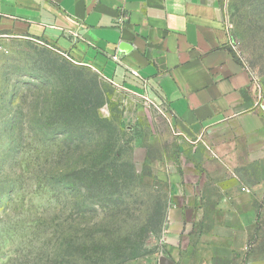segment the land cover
<instances>
[{
  "label": "crops",
  "instance_id": "0c3cea01",
  "mask_svg": "<svg viewBox=\"0 0 264 264\" xmlns=\"http://www.w3.org/2000/svg\"><path fill=\"white\" fill-rule=\"evenodd\" d=\"M223 17L221 0H0V37L46 42L160 98L183 139L158 176L164 247L186 263L264 264V104Z\"/></svg>",
  "mask_w": 264,
  "mask_h": 264
},
{
  "label": "rangeland",
  "instance_id": "374dc122",
  "mask_svg": "<svg viewBox=\"0 0 264 264\" xmlns=\"http://www.w3.org/2000/svg\"><path fill=\"white\" fill-rule=\"evenodd\" d=\"M221 5L231 23L232 49L259 77L264 104V0H221ZM52 53L98 73L37 40L0 37V264H69L66 230L80 222L79 236L86 229L82 221L95 217L81 214L71 196L63 198L71 193L63 175L88 154L78 127L89 125L50 113L58 84L47 65ZM98 78L107 102L97 113L112 119L119 162L128 159L139 177L135 187L123 189L138 219L154 197L168 196L158 176L176 165L183 139L160 98L145 88ZM164 226L165 221L147 236L143 255L121 264H161L160 257L170 264H198V258L189 257L186 263L166 250L160 240Z\"/></svg>",
  "mask_w": 264,
  "mask_h": 264
},
{
  "label": "trees",
  "instance_id": "16d2710c",
  "mask_svg": "<svg viewBox=\"0 0 264 264\" xmlns=\"http://www.w3.org/2000/svg\"><path fill=\"white\" fill-rule=\"evenodd\" d=\"M51 56L53 59L47 65L54 69L58 84L52 95L50 113L63 121L89 125L78 127L81 141L83 139L88 146V154L82 157L80 165L70 166L72 169L63 175V183L71 188V193L63 198L71 196L75 199L72 204L81 214L91 212L95 217L88 216L84 223L82 221L86 229H82L79 236L76 226L80 222L66 230L65 247L69 249V256L72 255L69 264H121L138 258L144 254L147 236L163 226L168 196L154 197L151 206L139 211L138 219L132 215L129 194L123 189L131 184L135 187L139 177L128 159L119 162L112 119L101 118L97 113L107 102L100 89L103 83L99 74L55 53ZM97 208L103 212L99 213Z\"/></svg>",
  "mask_w": 264,
  "mask_h": 264
},
{
  "label": "built area",
  "instance_id": "2783aa9c",
  "mask_svg": "<svg viewBox=\"0 0 264 264\" xmlns=\"http://www.w3.org/2000/svg\"><path fill=\"white\" fill-rule=\"evenodd\" d=\"M123 20H124V17H119V22L120 23H122ZM223 26H224L225 32H226V34L228 36V43L233 48L232 41L230 40L231 23L229 22L227 16H225V15L223 17ZM243 64L245 65L244 62H243ZM247 69L249 70V72L251 74L252 84L255 87L256 98H257V102L256 103H260V102H262V97H263L262 83H261L259 77H257L253 72H251V70L248 67H247Z\"/></svg>",
  "mask_w": 264,
  "mask_h": 264
},
{
  "label": "water",
  "instance_id": "95a60500",
  "mask_svg": "<svg viewBox=\"0 0 264 264\" xmlns=\"http://www.w3.org/2000/svg\"><path fill=\"white\" fill-rule=\"evenodd\" d=\"M92 68V67H91ZM93 70H95L94 68H92ZM96 72H98L97 70H95ZM100 75H101V73L100 72H98ZM159 262L161 263V264H170V262H169V260H167L166 258H164V257H160L159 258Z\"/></svg>",
  "mask_w": 264,
  "mask_h": 264
}]
</instances>
